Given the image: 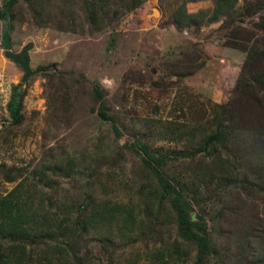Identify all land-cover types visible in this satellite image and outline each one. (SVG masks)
<instances>
[{
    "label": "rangeland",
    "instance_id": "rangeland-1",
    "mask_svg": "<svg viewBox=\"0 0 264 264\" xmlns=\"http://www.w3.org/2000/svg\"><path fill=\"white\" fill-rule=\"evenodd\" d=\"M1 3L0 198L21 185L29 231L68 232L30 235L23 264H46L53 243L67 255L49 264H196L165 194L154 198L144 152L161 155L160 174L204 226L201 264H264V0H228L219 16L214 0H16L9 12ZM180 8L191 26L173 24ZM5 28L12 52L32 45L30 71L46 70L20 81ZM106 201L123 205L107 212L120 231L85 234L82 216ZM15 241L0 235V252Z\"/></svg>",
    "mask_w": 264,
    "mask_h": 264
},
{
    "label": "trees",
    "instance_id": "trees-1",
    "mask_svg": "<svg viewBox=\"0 0 264 264\" xmlns=\"http://www.w3.org/2000/svg\"><path fill=\"white\" fill-rule=\"evenodd\" d=\"M15 2L16 0H2V10L9 12ZM227 2L228 0H214V9L212 10L213 16L224 14L228 10ZM194 18V15L188 14L180 8L173 15L172 20L177 28H184L191 26ZM19 99L18 87L15 86L10 92L6 106L9 119L13 124L19 121ZM100 117L106 118L103 113H100ZM141 161L143 165L151 171L152 176L155 178V186L158 188V193L156 192L154 194V198L158 199V196L161 197L163 193L165 194L164 196H166L169 206L168 209L173 215L178 238L196 246L200 256L196 264H201L206 245V231L204 226L190 220L189 205L184 195L160 174L158 168L162 164L161 155L158 154V157H154L152 154L144 152ZM68 171L66 175L70 174L71 169ZM20 187L21 185L16 186L8 195L0 198V235L3 237V240L7 238L12 241L16 240L15 243H4L2 245L1 248L3 251L0 252V264H23L24 241L28 240L30 235L34 236V238L53 237L54 240L64 237L65 234L68 235L67 229L60 227V224L55 227V231H51L48 228L39 229L37 233L29 231V220L34 218L29 215L31 208V202L29 201L30 196L20 193ZM149 198H153V196L143 198L142 201L148 200ZM139 203L138 200L133 206V210L139 207ZM124 206L127 207V205ZM122 207L123 205L117 203L109 206V202L107 201L97 203L89 210H86L88 212H85L82 216L80 229L84 230L85 234L92 232L97 236H102L101 230L103 231L106 228L109 230L111 225H117L119 227L115 215L108 214L107 212L118 213ZM136 216L137 215H135V217ZM104 219L109 220L106 222ZM131 223L132 220H130V224ZM137 227L138 229L140 228L139 226ZM120 229L121 227L118 228L119 231ZM127 231L132 233L133 229L131 228ZM65 252L64 247L58 246L57 243H53L52 245L49 244L47 251H42L41 258L46 261V264H49L54 255H57V260L61 257H66L67 254Z\"/></svg>",
    "mask_w": 264,
    "mask_h": 264
},
{
    "label": "water",
    "instance_id": "water-1",
    "mask_svg": "<svg viewBox=\"0 0 264 264\" xmlns=\"http://www.w3.org/2000/svg\"><path fill=\"white\" fill-rule=\"evenodd\" d=\"M1 41L3 45L5 57L8 58L10 61H12L15 65H17L23 72L22 78L20 80L21 82H24L28 76L32 75L36 71L46 70V68L37 67L34 71H30L28 51L32 47L31 44L29 43L26 44L17 53H14L11 51L8 37H7V28H5V30L2 33Z\"/></svg>",
    "mask_w": 264,
    "mask_h": 264
},
{
    "label": "clouds",
    "instance_id": "clouds-1",
    "mask_svg": "<svg viewBox=\"0 0 264 264\" xmlns=\"http://www.w3.org/2000/svg\"><path fill=\"white\" fill-rule=\"evenodd\" d=\"M101 83H102L103 86H105L108 89H113L114 87L117 86L114 81L109 80L107 78H105L104 80H102Z\"/></svg>",
    "mask_w": 264,
    "mask_h": 264
}]
</instances>
